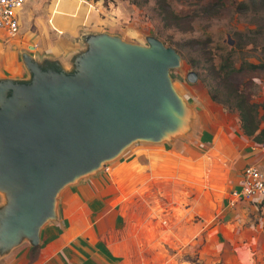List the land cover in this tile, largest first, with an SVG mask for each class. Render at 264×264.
Listing matches in <instances>:
<instances>
[{
  "label": "rangeland",
  "instance_id": "1",
  "mask_svg": "<svg viewBox=\"0 0 264 264\" xmlns=\"http://www.w3.org/2000/svg\"><path fill=\"white\" fill-rule=\"evenodd\" d=\"M61 1L26 2L31 13L20 20V32L0 36V75L23 64L21 53L44 25L55 36V14L63 12L65 20V13L90 8L85 0ZM160 1L125 0L134 12L113 20L134 29L122 37L127 41L146 45L154 35L180 53L181 65L170 76L192 108L190 130L159 142L135 141L65 186L37 246L47 255L66 246L65 255L87 264H264V204H231L229 195L240 188V147L255 140L242 130L240 95L264 127V0H165L176 15ZM22 69L18 78L28 75ZM189 70L197 74L193 82ZM30 248L18 255L19 264L32 258Z\"/></svg>",
  "mask_w": 264,
  "mask_h": 264
},
{
  "label": "water",
  "instance_id": "2",
  "mask_svg": "<svg viewBox=\"0 0 264 264\" xmlns=\"http://www.w3.org/2000/svg\"><path fill=\"white\" fill-rule=\"evenodd\" d=\"M82 40L70 66L24 51L27 77H0V255L25 239L38 244L65 186L135 141L191 128L192 108L170 76L181 65L173 47L154 35L145 45L107 31Z\"/></svg>",
  "mask_w": 264,
  "mask_h": 264
},
{
  "label": "crops",
  "instance_id": "3",
  "mask_svg": "<svg viewBox=\"0 0 264 264\" xmlns=\"http://www.w3.org/2000/svg\"><path fill=\"white\" fill-rule=\"evenodd\" d=\"M75 1L77 0H62L61 2H63L64 6L69 4L72 5L75 3ZM85 2L90 6L86 14L85 12H80L79 15L72 16L70 13H65L69 16L65 20L62 16L63 12L60 14L57 13V15L55 14V17L58 18L55 20V23L52 24L55 27V36H51L49 28L44 25L46 30L41 32L37 42L33 43L34 45L32 42L28 43V53H31L38 58H58L62 61L64 66H68L70 64V58L72 54L81 49L79 37L81 34L83 36L84 32L107 31L110 33L119 34L125 39L130 36L131 33H133L132 31L134 29H129L128 24H118L113 19L116 18V16V19H119V21L120 19L126 20L127 18H130V14L134 12V4L129 2L126 3L125 0L117 2L114 0H109V3L105 6H102L100 0L96 3H93L92 1L89 2V0H85ZM27 4L28 3H25L19 11L21 22L28 14L31 13V9ZM4 35H6L5 32H0V36ZM13 46H11V48H13ZM22 68H25L24 64L19 65L15 63L13 64L12 71H10V73H7L6 75H0V77L13 76L18 78L21 76V70H23ZM252 143H254L253 140H251L248 144L243 142L242 146L240 147V150H243L242 153L239 150V152L242 154L239 159V164H242L241 169L248 162L260 161L259 153L257 150L252 148ZM246 145L249 147L246 148ZM3 199V194L0 192V203L3 202ZM25 247H31L30 251L33 253V255L32 258L27 260V262H24V264H87L84 262L73 261L70 257L65 255L66 253L64 252V249L66 246L60 249L57 248L58 250L51 249L49 251V255H47L48 252L45 250V248L38 247L37 245H31L30 242H21L14 246L9 252L0 255V264H19L18 255L21 253V251L22 253L25 251ZM18 248H20V250L15 252Z\"/></svg>",
  "mask_w": 264,
  "mask_h": 264
},
{
  "label": "built area",
  "instance_id": "4",
  "mask_svg": "<svg viewBox=\"0 0 264 264\" xmlns=\"http://www.w3.org/2000/svg\"><path fill=\"white\" fill-rule=\"evenodd\" d=\"M28 0H0V32L15 36L20 31L19 11ZM260 161L246 163L239 174L240 188H231L230 203L237 200H249L264 204V141L252 143Z\"/></svg>",
  "mask_w": 264,
  "mask_h": 264
},
{
  "label": "trees",
  "instance_id": "5",
  "mask_svg": "<svg viewBox=\"0 0 264 264\" xmlns=\"http://www.w3.org/2000/svg\"><path fill=\"white\" fill-rule=\"evenodd\" d=\"M90 1L96 3L99 0ZM105 1L107 0H104V6L106 5ZM166 5L167 8H165ZM160 6L162 7V9H164V12L174 14V12L168 7V4L165 0L160 1ZM239 100L241 102L238 104V108L243 132L248 136H253V138L255 139L254 142L264 141V127H260L259 120H257L255 115L254 105L246 101L243 95L239 96Z\"/></svg>",
  "mask_w": 264,
  "mask_h": 264
},
{
  "label": "bare ground",
  "instance_id": "6",
  "mask_svg": "<svg viewBox=\"0 0 264 264\" xmlns=\"http://www.w3.org/2000/svg\"><path fill=\"white\" fill-rule=\"evenodd\" d=\"M78 1V0H77Z\"/></svg>",
  "mask_w": 264,
  "mask_h": 264
}]
</instances>
